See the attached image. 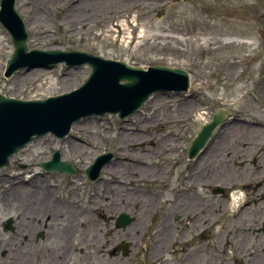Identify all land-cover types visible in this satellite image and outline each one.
Instances as JSON below:
<instances>
[{"label":"rangeland","instance_id":"1","mask_svg":"<svg viewBox=\"0 0 264 264\" xmlns=\"http://www.w3.org/2000/svg\"><path fill=\"white\" fill-rule=\"evenodd\" d=\"M35 2L36 4L30 2L29 8L19 5L17 0L15 5L27 26L30 48L75 49L106 58L126 60L131 65L145 68L151 65L181 67L191 74L192 87L189 92L156 93L139 111L129 116L127 121L114 114L92 115L76 123L64 140H58L48 134L30 144L29 148L33 152L31 156L35 157L42 152L47 153L48 157L50 148L67 151L63 154L64 158L69 157L73 148L86 150L82 157L85 163L76 162L78 173L75 176H62L77 178L84 207H90L88 201L95 193L99 195L95 203L104 204L102 201L108 191L109 197L116 200V211L132 206L128 210L133 216L131 221L133 223L137 220L139 229L146 210L142 204L134 206L129 203L134 202L140 195L137 191L142 190V194L147 191L154 192L156 185L153 184L159 181L169 187L180 186L181 191L185 185L182 179L178 184V177H181L190 162L182 150L177 155L171 153V147L178 146L184 151L201 125L209 121L220 107L230 109L233 116H259L264 120V105L257 107L251 99L254 94L249 92L264 80V0H84L85 11L77 8L73 12L68 9L72 0L63 2L61 6L60 3L55 4V0ZM33 8H36L35 13ZM38 14L47 19V22L40 26L37 23ZM81 21L88 23L79 24ZM13 49L11 36L0 22V94L21 99L44 98L81 86L91 72L87 64L67 67L60 63L53 67L24 68L11 78H4L5 64ZM240 75L242 77H239ZM171 119L172 121H169ZM122 127L144 129L145 133L142 135L145 138L140 143H144L147 151L131 152L130 143L122 139V136L120 138ZM236 127L243 128L233 118L223 130L228 133ZM133 132L126 131V134ZM222 136L223 134L213 139L209 145L217 146ZM236 137L239 138V133ZM150 142H153L154 147L150 146ZM236 144V139H233L229 146L224 147L230 148ZM103 150H112L115 153V167L103 171L102 179L97 184H89L84 168ZM150 150L153 153H150ZM156 150L159 152L155 153ZM165 150L169 153L164 154ZM210 157L200 161L199 166ZM169 159L173 162L174 175L171 178L157 175L162 165L165 166L163 172L168 171ZM141 162L157 165L158 168H143ZM215 164L211 173L216 179H227L229 175L236 178L251 175L249 169L243 168L238 173H235L236 170L230 172L224 169L227 172L223 176L216 172L218 163ZM121 182L124 184L118 188ZM121 189L125 192L122 197H117L115 193ZM166 196L170 198L172 195L169 193ZM121 198L124 205L119 202ZM25 206L0 205V264L23 263L19 261L17 254L29 251L28 248L19 249V236L2 227L8 215L16 216L18 207L26 209ZM170 206L166 203L163 210L169 209ZM222 207L223 205L218 208ZM186 209L187 206L184 211ZM136 234L137 231L134 233V242ZM170 234L171 232L168 233ZM65 235L67 236V233ZM123 235L125 234L122 232L120 237ZM100 236H103L101 232ZM87 237L85 233L83 239ZM60 239L53 246L58 247ZM103 240H106V237ZM84 247L87 251V244H84ZM134 247H131V256ZM66 251L64 247L59 252L62 260ZM188 252L186 251L185 255ZM130 258L121 261L119 257L114 260V264H124ZM87 260L84 252L74 257V263ZM103 260L106 263L113 261L108 256H104ZM173 261L170 263L173 264ZM59 262L61 260L57 264ZM137 262L147 264L143 254ZM23 264L30 263L25 261Z\"/></svg>","mask_w":264,"mask_h":264},{"label":"flooded vegetation","instance_id":"2","mask_svg":"<svg viewBox=\"0 0 264 264\" xmlns=\"http://www.w3.org/2000/svg\"><path fill=\"white\" fill-rule=\"evenodd\" d=\"M251 90L253 91L249 92L255 95H251V99L257 107L264 105V80ZM235 121L243 128L240 127L232 137L226 138L232 131L227 133L223 130L229 123L227 121L213 138L223 134L218 145L207 146L197 157H189V146L184 151L178 146L171 147V153L177 155L182 150L190 162L181 177H178L180 180L177 179L178 184L181 179L184 181V191L180 190V186L169 187L162 181L153 184L156 185L154 192L142 194V190L137 191L140 195L134 202L129 201L130 199L128 201L134 206L142 204L146 211L141 227L138 229L137 225L131 233L127 229L137 221L132 223L133 216L128 211L131 205L116 211V200L109 197V192L106 191V197L102 201L104 204L95 203L99 196L95 193L88 201L90 207H84L76 177H62L68 173L57 170L47 172L43 169V163L58 153L62 161L74 166L75 176L79 170L76 162L85 163L82 157L86 150L73 148L69 157L64 158L63 154L67 151L60 148H50L48 157L45 152L38 157L31 156L30 148L23 149L12 157L7 167L0 169V205L25 206L17 200L10 203L7 197L8 193L18 188V191L28 196L26 204L34 207L25 217L26 209L18 207L16 216L8 215L2 224L4 230L19 236V249H29L26 253L17 254L19 261L30 264H57L60 260L58 264H114V260L119 257L121 261L131 257L124 264H138L137 261L143 254L147 264H171L172 260L173 264H253L254 261L256 264H264V256L258 258L259 253L264 255V137L259 139L264 136V120L259 116L244 115L236 116ZM238 133L239 138L236 137ZM233 139H236L235 146H230L231 149L224 147L229 146ZM150 144L154 147L153 143ZM146 148L144 143L130 145V151L135 153H144ZM105 152L111 153L112 157L105 163L98 178L90 179L86 168L84 169L89 184H97L102 179L103 171L115 167V153L112 150L99 151L92 162ZM158 152L156 150L155 153ZM150 153L153 151L150 150ZM209 156L210 159L199 166L200 161ZM167 162L170 166L168 171L163 172L165 166L162 165L157 175L171 178L175 173L172 159ZM215 163H218L216 172L223 176L227 171L236 170L235 173H238L243 168L249 169L251 175L243 178L229 175L227 179H214L211 172ZM141 165L152 170L158 168L147 162H141ZM29 191L33 194H28ZM169 193L172 196L167 198L166 194ZM122 200L123 198L119 202L124 205ZM166 203L171 206L163 210ZM136 212L135 208L134 213ZM71 213L76 217L73 224L68 219ZM257 213L262 218L259 222H253L250 216ZM100 232L103 236H100ZM122 232L125 235L120 237ZM85 233L88 236L86 241L83 239ZM104 237L106 240H103ZM163 237L166 245L161 244ZM59 238V246H53ZM52 239L54 242L51 243ZM84 244H87V251ZM132 246H135L132 249L133 256L129 254ZM64 247L67 251L62 260L59 252ZM186 251H189L187 255ZM83 252L88 260L74 263L75 255ZM104 256L113 261L104 262Z\"/></svg>","mask_w":264,"mask_h":264},{"label":"water","instance_id":"3","mask_svg":"<svg viewBox=\"0 0 264 264\" xmlns=\"http://www.w3.org/2000/svg\"><path fill=\"white\" fill-rule=\"evenodd\" d=\"M16 0H0V21L8 29L14 50L6 62L4 77L25 67H53L65 62L68 67L89 64L92 72L85 83L69 92L45 99H19L0 94V167L9 164L13 154L28 142L48 132L65 137L73 123L90 115L119 113L125 117L137 111L153 93L188 91L190 73L183 68L152 65L144 68L125 60H115L78 50H42L28 44L27 27L15 8ZM124 81V82H122ZM226 115L219 110L202 125L190 148L198 154L223 123ZM106 155L89 167L91 178L98 177ZM46 169L74 172L72 164L61 162L57 155L44 164Z\"/></svg>","mask_w":264,"mask_h":264},{"label":"bare ground","instance_id":"4","mask_svg":"<svg viewBox=\"0 0 264 264\" xmlns=\"http://www.w3.org/2000/svg\"><path fill=\"white\" fill-rule=\"evenodd\" d=\"M65 1H69V0H55V4H58V3H60V6L61 5H63V2H65ZM71 1V0H70ZM84 0H79V2L78 1H76V0H72V5L68 8L69 9V11L70 12H73V10H76L77 8L78 9H83V11H85V6H84V2H83ZM17 2H18V4L19 5H22V6H26V8H29V4H30V2H33V3H35L36 4V2H35V0H26V1H23V0H17ZM78 2V3H77ZM75 3H77V4H75ZM35 9L36 8H33V12L35 13ZM29 10V9H28ZM40 15H41V13H40ZM39 14H38V16H37V23H38V25L40 26V25H42L44 22H47V19L46 18H43V17H41ZM88 22L87 21H81V23H79V24H82V25H85V24H87ZM76 126V125H75ZM129 128V127H128ZM121 128V130H122V133H121V135H120V138H121V136H122V138H124V139H126L127 140V142H138V141H141V140H144V137L141 135V130H135V131H137L138 133H132L130 136H128V135H126V131H130V130H133V128ZM240 127H236V128H234V129H232V131L227 135V137L226 138H230V137H232L233 136V133L235 132V131H237V129H239ZM165 153H168V152H165ZM137 158H139V159H141L140 157H137ZM227 160V159H226ZM134 169V167H132V170ZM220 169V168H219ZM221 170V169H220ZM129 177L131 178V174L129 175ZM124 183H122V184H120L119 186H118V188H121L122 187V185H123ZM124 192H125V190H123V189H121V190H117V192L115 193V195L117 196V197H122L123 196V194H124ZM28 194H33V192H31V191H29L28 192ZM7 197H9V199H10V203H12V202H14L15 200H17V201H20V202H23L25 205H26V213H25V215H24V217L26 216V214H28L29 212H31L32 210H33V206H30V205H28V204H26V202L28 201V196H26V195H24L21 191H18V188L17 189H14V191L12 192V193H8L7 194ZM181 202H183V199H181ZM241 207L242 206H240L239 207V209H241ZM250 218L252 219V221L253 222H259L260 220H261V214L260 213H257L256 215H252V216H250ZM68 219H69V222L70 223H75V221H76V217L75 216H73V214L71 213L70 214V217H68ZM137 225H138V221H136L135 223H133L128 229H127V232L128 233H131L133 230H135L136 229V227H137ZM241 234V233H240ZM161 244L162 245H166L167 243H166V240H165V237H163L162 238V240H161ZM160 244V245H161ZM261 250V249H260ZM262 256H264L262 253H259L258 254V258H262ZM257 262L256 261H254L253 262V264H256Z\"/></svg>","mask_w":264,"mask_h":264}]
</instances>
